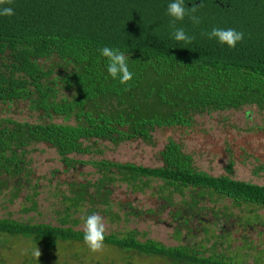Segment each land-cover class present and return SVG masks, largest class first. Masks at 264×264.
I'll return each mask as SVG.
<instances>
[{
	"label": "trees",
	"instance_id": "16d2710c",
	"mask_svg": "<svg viewBox=\"0 0 264 264\" xmlns=\"http://www.w3.org/2000/svg\"><path fill=\"white\" fill-rule=\"evenodd\" d=\"M169 2L13 0L15 14L0 16V102L24 101L35 117H0V190L13 179L10 198L17 196L21 179L30 173L28 153L37 143L53 147L66 168L90 164L99 173L94 181L68 183V193L60 195L56 224L0 217V234L22 236L46 249L60 241H83L82 230L75 229L79 213L118 216L108 207V185L114 181L138 190L157 182L156 192L177 206V215L194 212L206 194L228 198L236 206L264 207V184L231 177L233 161L226 165V174L199 170L192 155L172 138L159 151L157 166L92 155L103 153L94 147L98 141L117 145L141 139L152 144L156 128L188 127L205 112L264 109V0H185L187 7L203 5L197 13L199 25L187 17L177 22L194 37L187 45L171 39ZM213 27L242 31L244 39L228 49L203 35ZM105 46L129 56V90L109 76L108 62L99 51ZM32 189L24 211L36 207L34 185ZM174 193L181 198L174 200ZM104 243L173 263L234 264L187 245L141 240L134 229L106 233Z\"/></svg>",
	"mask_w": 264,
	"mask_h": 264
},
{
	"label": "rangeland",
	"instance_id": "374dc122",
	"mask_svg": "<svg viewBox=\"0 0 264 264\" xmlns=\"http://www.w3.org/2000/svg\"><path fill=\"white\" fill-rule=\"evenodd\" d=\"M34 112L27 103L0 102V117L34 120ZM60 121V118L55 119ZM180 142L183 149L193 157L199 170L211 175L226 174V165L233 161L229 175L235 179L264 184V109L245 106L241 109L216 110L195 116L191 126L159 127L152 132L153 143L132 139L114 145L98 141L95 148L102 154L93 153L94 158H106L118 162H133L144 166L161 164L159 151L169 139ZM70 156L87 159L88 154ZM30 173L22 178V187L17 196L10 198L13 179L9 187L0 190V217H11L23 221L57 223V210L62 209L60 195L68 193L71 181H94L97 170L90 164H78L66 168L56 150L37 143L30 148ZM28 181V182H27ZM153 187L133 189L131 184L114 181L109 184L108 207L118 216L97 211L104 217L106 233H121L134 229L138 238L155 239L165 245H187L203 255H219L221 261L234 264H264V207L252 204L236 206L228 198L217 194L204 195L194 212L176 214L177 206L168 205ZM36 207L26 200L33 193ZM178 193L173 194L179 200ZM11 199V200H10ZM101 208L107 205H100ZM85 212L77 216H84ZM82 230V221L75 226ZM38 248L41 255H32ZM0 264H187L173 263L160 255L142 254L133 250H122L106 244L101 252L92 253L82 240L60 241L52 249L35 244L22 236L0 234ZM193 264V263H191Z\"/></svg>",
	"mask_w": 264,
	"mask_h": 264
},
{
	"label": "clouds",
	"instance_id": "9594fccd",
	"mask_svg": "<svg viewBox=\"0 0 264 264\" xmlns=\"http://www.w3.org/2000/svg\"><path fill=\"white\" fill-rule=\"evenodd\" d=\"M13 0H0V16H12L15 14L11 7ZM203 7L193 4L187 7L185 0H171L166 7V15L170 17L169 28L171 39L176 43L190 44L194 37L189 35L183 27H177V22L183 21L187 17L193 25L201 23V17L197 15L199 9ZM209 40H215L221 46L234 49L236 45L243 41L244 33L234 28L213 27L210 31L203 33ZM100 55L107 60V72L113 80H118L121 85H125V91L129 90V82L133 78V73L129 70V56L119 48L102 47L99 49ZM83 242L92 253L101 252L105 247L106 223L104 217L98 213L81 216ZM32 255L35 259L41 255L38 248L34 249Z\"/></svg>",
	"mask_w": 264,
	"mask_h": 264
}]
</instances>
